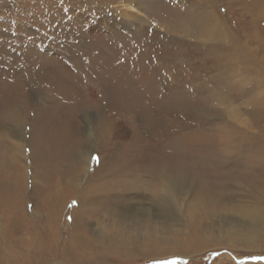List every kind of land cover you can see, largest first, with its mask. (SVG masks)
<instances>
[{
	"label": "rangeland",
	"instance_id": "rangeland-1",
	"mask_svg": "<svg viewBox=\"0 0 264 264\" xmlns=\"http://www.w3.org/2000/svg\"><path fill=\"white\" fill-rule=\"evenodd\" d=\"M90 53L110 56L112 77L122 81L116 82L120 89L129 83L136 88L139 105L126 100L129 91L116 99L103 96L102 81L85 57ZM95 63L99 67L100 58ZM170 95L180 102L169 113ZM116 101L123 111L111 108ZM84 102L96 105L71 106ZM3 105L19 109L25 123L20 142L12 131L19 127L0 121V157L19 142L25 158L0 164V264H264V234L247 243L228 241L224 233L242 231L233 223L239 214L198 210L211 185L218 189L216 202L256 214L264 210V160H258L264 157V0H0ZM70 117L81 145L92 150L88 170L75 182L80 197L103 183L98 164H108L107 156L127 161L124 187H112V176L105 185L107 199L124 203L126 213L150 203L151 178L135 176L142 158L170 153L175 161L196 164L198 181L188 183L180 212L167 217L169 229L138 235L110 229L111 220L121 217L88 214L78 209L79 195L65 191L58 177L72 171L67 162L57 173H35L30 142L36 121ZM101 127L119 134H104ZM47 132V140L59 137L58 129ZM89 149L80 147L77 156L87 162ZM18 172L23 184L9 191ZM47 193L57 211L52 217L43 207Z\"/></svg>",
	"mask_w": 264,
	"mask_h": 264
},
{
	"label": "bare ground",
	"instance_id": "bare-ground-1",
	"mask_svg": "<svg viewBox=\"0 0 264 264\" xmlns=\"http://www.w3.org/2000/svg\"><path fill=\"white\" fill-rule=\"evenodd\" d=\"M125 7H127V6H125ZM130 8H132V7L130 6ZM187 20H188V16H187ZM175 27H177V26H175ZM178 28H180V27H178ZM182 32L187 34V32H185L183 30H182ZM85 57H88L90 59H94L92 62L89 59L88 65L93 69L91 71L94 72L95 75L98 76L97 78L99 79V81L100 82L102 81L101 83H102L103 89H101V90H103V93H104L103 96L107 95L110 98L116 99L117 98V96H115L116 93H119L120 91H126V92L129 91L131 95L129 94L128 95L129 99H126V100H130V104L132 101H134V102H136L135 105H139L141 97L140 96H138L137 98L135 97V95L137 93L136 88L133 86L129 87L130 83L128 82L129 83L128 85L125 84L126 85V89L124 88L125 90L120 89L119 87H121V85L118 86V84L116 82L118 81L119 83H121L122 81L121 80L119 81V79L112 77L115 73H112L113 72V69H112L113 68L112 67L113 60H111L110 56L103 53L102 55L99 54V56L96 57V56H92V54L90 53V54H87V56H85ZM99 58H100V64H99L100 66L93 68L94 66H96L95 60H97ZM80 65H82V63ZM115 67L118 68V66H115ZM83 70H80V71L82 72ZM85 74L86 73H84L83 75H85ZM116 75H119V74H116ZM120 76H122V75H120ZM75 78L76 77H74L72 75V78H70V80L71 79L75 80ZM79 79H81V78L79 77ZM63 80H67V79L64 78ZM162 81H163V79H162ZM64 85H67V84H64ZM72 85L76 86L74 84H72ZM67 87L68 86H66L65 88H67ZM71 90H74L77 94L81 92L76 87L71 88ZM77 94H75V95H77ZM120 94H121V92H120ZM61 95L63 96V94H61ZM68 97H70V96H68ZM73 99H71V101ZM165 101L170 102L169 103L170 105H169V108L167 111L170 113V112L174 111V107H176V105H177V103H175V102H178L179 99H176L173 95H170V96H167ZM90 105H96V103L92 104L91 102H84V104H81V103H75V105L71 104V106L73 108L83 109V110L89 109L91 107ZM112 105H113L112 107H111V105H108V106L111 108L118 109L119 112L123 111V109L120 108V104L118 101H116L115 103L113 102ZM122 108H124V107H122ZM15 109H16L15 106H12V105L4 106L3 105V108L2 107L0 108V121H2V120L8 121V122H11L15 127L16 126L19 127V129L13 128L12 131H13V135H14L13 137L16 140L21 142V141H23L22 138H23L24 133L20 128H22L23 123H25V118L22 117L23 113L19 109H18V111ZM150 109H152V108H150ZM150 109L145 108L144 111L149 113ZM62 110H65V112H67L68 109H66V107H63ZM66 117H67V115H66ZM66 120L65 121L64 120L58 121L57 118H52L51 120L49 119L48 122L45 121L44 123H42L41 119L36 121V124L34 126L35 131L32 134V139L30 142L31 150H32L31 154L33 157V161H31L33 164L32 163L31 164H32V167H33L35 173L38 172L37 175L42 174L44 176H45L46 172H50L48 170H53L54 172L57 173L59 171V169L61 168L62 164L67 162L72 171L65 173L66 175L63 174L64 175L63 177H61V175H60V177H58V179H60V181L63 184V185L62 184L61 185L63 187H65V191L68 190L69 193L79 195L80 201H78L79 202V208L78 209L86 208L88 214H95L96 210H97V213L100 210L102 214H108V215L114 214L113 216L115 218H116V215H117V217L119 216V218L121 217L122 220H119V221L111 220L112 222L109 223V225H108L110 229L119 228L122 231L125 229L126 232L130 235H133V234L138 235V234L144 233V231H145V233H146V231H147V233H151L153 231H156V230L158 231V230H161L163 228L169 229L172 220L167 219V217H170L169 215H171V214L172 215L178 214V212H180L179 210L182 208L181 207L182 203L185 201V195L188 191V189H187L188 183L190 181H192V179H194L195 181H198V175L199 174H198V169L195 166L196 164H194V166L191 165V167H190V166H188V162L186 164L184 162L175 161L174 156L170 153H159V152L158 153H152V155H149L148 157L146 156V157L142 158L141 161H138L135 164V165H138L137 167L139 169V170H137V173L135 176H136V178H138V177L142 178L143 177L142 174L146 173L147 176H149L151 178V184H149V187H151V189H150L151 196L149 199L150 203L146 202L147 205L143 206V204H142L139 208H137V209L135 208L136 210L130 211V212L128 211L126 213V210L122 209V207H123L122 205L124 203H122V205H120L119 202H115V201L112 202L111 196L108 197L109 199H107V196L110 194L108 193V191L106 190V187H105V185L108 184L106 182L110 183V181L107 180L108 176L114 177L113 182L111 179L112 187H114L116 185V183H118L117 187H120V188L124 187L125 182H124L123 178H124V176H126V173H127L126 169H127L128 164H127V161L124 159L123 156H118L116 158L114 155L110 159H109L110 156H107L106 158L108 159L109 165L107 164V160L104 162L102 161L101 163L98 164V170H101L104 174L102 184H99L98 186H95L92 188L87 187L88 189L85 190L83 197H80V192H78V190H76V191L74 190V187H76L75 182L78 179V177L80 176L81 171L88 170V165H89L88 160L90 159V154H91L92 150L90 151L89 148L91 146H89L88 143H85L83 146L81 145L82 143L79 141L80 139H78L79 134H77V129H76V126H75V123H74L72 117H70L69 119L67 118ZM151 121L154 122V124H152V125L157 127L158 130H163V129H159V127H158L159 123H157V119L152 117ZM36 126L37 127H43V130L45 132L48 130L47 133L56 132V129H58L59 133H56V135L58 136V134H59V137H56L55 135H53L54 138L52 141L47 140L46 138H43V137H45L44 136L45 132L43 130L39 131ZM101 128H102L101 131L104 134H107V133L113 134L114 137H117V135L119 134V131L117 129L116 130L114 129V132L112 131V133H110L108 130L103 129V127H101ZM116 133H117V135H116ZM90 138H93V136L91 135ZM16 144L10 143L11 147L13 146V148H14L13 152L11 154H7L6 158L0 157V164H2V161L3 162L8 161L9 162L8 164H11L10 162H13V164H14V161L17 160L18 157L20 158L19 155H21L22 158H25V155L22 151V149H23L22 145L19 144V142H17ZM80 147H81V150L83 147H87L89 149L88 153L87 154L85 153L83 155V156L87 157V162H86L84 157L77 156L76 150H78ZM231 148L233 149L234 147H231ZM82 152H84V151H82ZM85 152H87V151H85ZM123 153L126 154V152H123ZM229 154H231V151H228L227 154L224 155L223 159H228L227 156ZM225 156H226V158H225ZM78 158H79V160H82V161L85 160L84 161L85 166H83V164L81 165L80 162H78ZM258 158H259L258 160H260V159L264 160V157L261 158V156H259ZM75 159H76V161H75ZM36 160H38V163L39 162H41V163L40 164L36 163L37 162ZM114 160H116L115 164H113ZM209 162H211V161H209ZM12 165H10L11 167H9V169L13 168ZM214 165L216 166V164H214ZM38 167H40L39 169H41V170L38 169L36 171V168H38ZM20 169H21V171L23 170L22 167ZM151 172H153V173H151ZM18 173H19V175L16 177L17 181H15L16 184H11V186L7 187V188H9L8 189L9 191L13 190V188H20L22 186L24 174L21 172H18ZM72 174H74V175H72ZM131 174H127V175L129 177L134 175V174H132V175ZM22 176H23V178H22ZM56 176H57V174H56ZM32 179L34 181L36 179V176L34 174H33ZM61 182H59V180H57L56 184L60 185L59 183H61ZM90 186H91V184H90ZM0 187H1V185H0ZM60 190H58V191H60ZM217 190L218 189L216 187H214L213 185H211L210 188L205 190V194H203V197H201V199H200V201L203 203L198 206V210L200 211L199 214L211 215V214L215 213L216 211L221 213V214L226 213V212L230 213V214H239L240 218H237L235 220V222L233 221V223H237L239 225V228H242L241 229L242 231H236V232L233 231L231 234L224 233L225 234L224 237L228 241H241L242 243H247L249 241L254 240L256 237L264 234V210H261L259 213L256 214V213H254V211H251V210L246 209V208H241L238 206H237L238 208H234L235 206L227 207V206H225V204L216 202V200L212 197L213 194H216V195L219 194L217 192ZM14 192H16V191H14ZM55 196H57V195H55ZM54 199H56V198H54ZM51 200H52V194L47 193L43 207H44V210L46 211V213L50 214V216L52 217V215L55 214V212L57 213V211L52 206V204L50 202ZM263 202H264V200H263ZM95 206H97L96 209H95ZM131 209L133 210V208H131ZM184 209H185V211H188V204H185ZM122 211H123V213H122ZM101 213H99V214H101ZM122 214H129V215L128 216L125 215L122 218V216H123ZM139 214L141 215V217H139ZM155 214H158V215L163 214V216L166 215V217H165L166 219L164 218L165 220L163 222H158L154 219ZM258 214H260V215H258ZM120 223H122V224H120ZM77 227L78 226L76 225V229H77ZM102 232H104L103 229H102Z\"/></svg>",
	"mask_w": 264,
	"mask_h": 264
},
{
	"label": "snow or ice",
	"instance_id": "snow-or-ice-1",
	"mask_svg": "<svg viewBox=\"0 0 264 264\" xmlns=\"http://www.w3.org/2000/svg\"><path fill=\"white\" fill-rule=\"evenodd\" d=\"M92 159H97L96 157H92Z\"/></svg>",
	"mask_w": 264,
	"mask_h": 264
}]
</instances>
